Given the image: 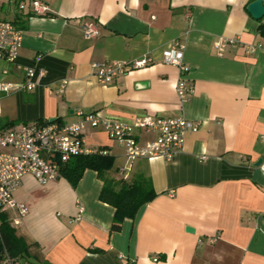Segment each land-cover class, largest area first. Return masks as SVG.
Here are the masks:
<instances>
[{"label": "crops", "instance_id": "crops-1", "mask_svg": "<svg viewBox=\"0 0 264 264\" xmlns=\"http://www.w3.org/2000/svg\"><path fill=\"white\" fill-rule=\"evenodd\" d=\"M47 16L21 12L3 0L0 19L15 20L25 35L17 63L0 61V80L25 81L18 65L37 66L33 90L7 93L0 123L55 119L79 121V110L132 123L144 116H185L201 122L173 161L132 163L102 128L87 127L88 148H109L122 178L143 174L157 192L119 231L116 208L100 199L104 181L87 169L73 186L61 175L40 183L26 175L15 193L29 206L14 226L38 264H264V36L249 10L255 0H44ZM264 4V0H263ZM82 22L96 20L101 35L85 36ZM221 38L237 40L223 55ZM184 45L195 92L177 93L180 70L163 59ZM254 47L255 49H249ZM152 58L148 65L100 82L92 63ZM144 142L153 132L137 130ZM80 206L84 211L80 213ZM10 223L16 210L4 212ZM193 228L188 231L187 228Z\"/></svg>", "mask_w": 264, "mask_h": 264}, {"label": "built area", "instance_id": "built-area-1", "mask_svg": "<svg viewBox=\"0 0 264 264\" xmlns=\"http://www.w3.org/2000/svg\"><path fill=\"white\" fill-rule=\"evenodd\" d=\"M0 0V5H3ZM18 11L47 16L51 12L49 4L44 0H15ZM84 34L88 38L101 35V26L96 20L82 22ZM25 30L15 20L0 19V61L17 63L23 44ZM237 40L221 38L216 42L219 55L224 54L227 45ZM249 49L254 50V47ZM184 45L175 43L163 51L165 62L177 66L180 78L177 93L185 102L195 92L194 84L187 80L191 66L185 62ZM152 62V58L144 57L134 61L104 60L92 63L94 76L104 84L113 83L120 75L130 70L142 68ZM25 73V81L12 83L0 80V91L11 93L18 90H33L36 87L35 77L44 76L45 71L37 66L18 65ZM2 105L0 99V116ZM79 121L65 123L61 121L32 120L13 124L0 123V212L16 210L12 218V226L21 224L29 213V206L17 199L15 193L22 186L26 175H33L40 183L47 184L57 180L62 174L60 165L69 162L73 157L84 154L99 153L109 155L111 151L105 147L88 148L85 139L87 127L102 128L111 140L122 146L126 156L132 163L136 159L161 158L173 161L184 148L190 133L199 131L201 122L185 116H144L132 123L116 118L103 116L98 111L85 112L79 110ZM137 130L155 133V137L144 142L137 137ZM264 140V135L261 136ZM258 165L264 172V157ZM131 163L122 169L121 176L130 180ZM84 208L80 206V213ZM0 264H15L8 253ZM19 264H32L21 261Z\"/></svg>", "mask_w": 264, "mask_h": 264}, {"label": "trees", "instance_id": "trees-1", "mask_svg": "<svg viewBox=\"0 0 264 264\" xmlns=\"http://www.w3.org/2000/svg\"><path fill=\"white\" fill-rule=\"evenodd\" d=\"M264 16L261 18L263 19ZM18 23V20H17ZM261 35L264 36V22L260 24ZM114 156L99 153L82 154L73 157L69 162L60 165L61 174L66 177L73 186H76L85 170L93 169L98 172L99 178L104 181L100 199L116 208L111 231H119L126 218L137 216L141 207L154 200L157 192L152 179L140 174L134 179L124 180L110 176L115 169ZM8 253L15 264L21 261L32 262L29 258L30 244L18 234L4 212H0V263ZM32 264H38L32 262Z\"/></svg>", "mask_w": 264, "mask_h": 264}, {"label": "water", "instance_id": "water-1", "mask_svg": "<svg viewBox=\"0 0 264 264\" xmlns=\"http://www.w3.org/2000/svg\"><path fill=\"white\" fill-rule=\"evenodd\" d=\"M249 10L253 13V15L257 18H262L264 16V4L263 0H255L249 5ZM55 119H51L50 121H54ZM263 158H261L258 162L257 165L261 163ZM188 231H193V228L188 227Z\"/></svg>", "mask_w": 264, "mask_h": 264}, {"label": "rangeland", "instance_id": "rangeland-1", "mask_svg": "<svg viewBox=\"0 0 264 264\" xmlns=\"http://www.w3.org/2000/svg\"><path fill=\"white\" fill-rule=\"evenodd\" d=\"M7 93L0 91V99L3 100V111L4 114L7 112ZM7 114V113H6Z\"/></svg>", "mask_w": 264, "mask_h": 264}]
</instances>
